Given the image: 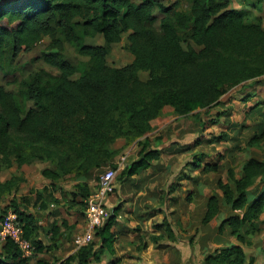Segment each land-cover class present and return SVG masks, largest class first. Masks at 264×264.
Returning a JSON list of instances; mask_svg holds the SVG:
<instances>
[{"label":"trees","instance_id":"16d2710c","mask_svg":"<svg viewBox=\"0 0 264 264\" xmlns=\"http://www.w3.org/2000/svg\"><path fill=\"white\" fill-rule=\"evenodd\" d=\"M262 1L248 3L257 6ZM232 3L233 0H0V72L46 36L51 38L49 47L53 49L43 53V58L59 69V73L36 71L17 91L0 85V173L4 167H21L32 159L50 160L55 168L42 171L52 184L48 196L56 193L54 184L62 175L73 172L79 180L65 210L80 205L85 213L86 200L93 193L89 178L94 168L117 167L113 158L118 151L112 145L118 138L136 141L139 146L137 156L130 158L117 174V179L123 181L160 158L163 147L156 145L148 133L166 106L172 107L175 114L201 119L221 105L223 95L236 86L247 82L264 85V17H252L250 11L233 7ZM158 13L162 16L160 28L156 29ZM97 34L103 35V43L86 42L87 37ZM125 34L134 57L123 66H111L107 61L110 48ZM65 42L88 59L78 63L67 59ZM140 71H147L148 78L143 79ZM254 94L249 90L244 98ZM263 104L260 99L248 108L244 120H252L255 130L245 146L237 143L231 151L264 144ZM218 112L211 117V123H219L222 116L229 117L232 107ZM227 124L236 127L229 120ZM239 126L248 127L245 122ZM229 138L226 131L215 137ZM218 155L220 159L225 153ZM205 158V153L194 152L186 165L190 170L218 172L219 162ZM227 174V180L216 178V189L206 199L202 223L207 225L219 218L216 232L219 236L228 233L236 241L206 252L202 264H257V257L248 255L244 244L250 243L249 236L261 228L264 158L249 156L240 171L230 166ZM16 185L13 179H0L2 191L16 189ZM174 189L173 183L167 186L161 201ZM194 195L193 189L186 199L193 201ZM44 199L39 192L37 202L41 201L42 207L47 204ZM119 208L110 210L103 224L95 229L98 242L80 247L58 264L100 262L107 242L115 236L111 227ZM13 211L19 216L24 235L35 245V254L58 248L57 242L47 244L39 237L40 225L34 212L18 206ZM63 223L67 229L66 220ZM163 225L164 233L176 240L167 215L155 226ZM76 226L77 223L69 224L68 228L74 230ZM50 231L54 237L58 235V221ZM151 238L158 242L159 235L152 234ZM57 260L39 259L37 264H55ZM29 262L30 257L23 256L14 240L0 241V264Z\"/></svg>","mask_w":264,"mask_h":264},{"label":"rangeland","instance_id":"374dc122","mask_svg":"<svg viewBox=\"0 0 264 264\" xmlns=\"http://www.w3.org/2000/svg\"><path fill=\"white\" fill-rule=\"evenodd\" d=\"M250 1L251 0H233L232 6L250 11L249 14L252 17L256 15L264 17V1H262L261 4H257V6L250 5ZM161 16L162 14L158 13L157 20L154 22V27L156 29L160 28ZM50 42L51 38L46 36L32 50L22 51L18 56H16V58H14V60H12L7 67L0 72V85H3L9 90L17 91V89H19L24 82L30 80L36 71L44 69L52 73H59V69L57 67L48 63L43 58V53L53 49L49 47ZM86 42L101 44L104 42V38L102 34H97L94 37H87ZM64 56L73 63L86 61L88 59V56L80 54L74 46L68 42L64 43ZM133 57V54L128 49V38L125 34L120 42L112 44L107 55V61L111 66H123L131 62ZM140 76L143 79H146L148 78L149 73L147 71H140ZM246 84L247 85L244 86H236L223 95V103L212 108L209 114H203L201 119L192 115L177 118V120H180L178 124V126L181 127L180 134H185L183 136H186L184 139H187V141H191L189 143H192L194 142V138L197 134L198 136L201 135V132L197 134L193 132L194 122H197L199 125V122L202 121L203 124H201L204 126L202 134L205 136L210 133H219L222 129H226V127H222L219 123H211L210 120L211 117L217 116L219 113L218 111H223L232 105L234 110L230 119L239 121L243 120L245 117L244 106L246 105L248 107L253 104L258 97L264 99L263 85H255L253 83L249 84V82ZM253 89L258 91L259 96L253 97L245 104V101H243L242 98H244L247 91H253ZM175 115L176 114L174 113L173 108L166 106L163 109L162 114L159 116L161 118L157 117L153 120L154 128L148 134L149 136H152L151 139L156 145H161L163 142H168L169 140L178 137L173 123L164 124L167 119H170ZM220 121H224V117H221ZM190 129L192 132H190ZM158 133L161 134L158 135ZM223 144L225 143L216 145L214 151L223 150ZM112 147L118 151V154L113 158V162L116 160L118 161L125 154L128 155V161L130 158L137 156V151L139 149L136 141L127 142L125 138H118ZM206 149L209 151L212 150L209 147ZM251 153L264 158V144H262V146L252 148ZM192 154L193 153H188V155L186 154V158L190 160ZM247 156L248 153L245 151L239 153L238 164L235 166L237 170L240 168L241 163L247 158ZM50 167L55 168L52 161L40 160L37 158L32 159L30 162L21 167H18L16 164L10 167H4L0 173L1 181L13 179L17 185L16 189L11 191H2L0 189V214L4 215L7 211L13 210L16 206L34 212L38 222L40 223L42 221L45 223L44 225H41V232H43L42 240L46 243L57 242L59 246L61 245L60 250H57L58 254L54 256L55 258L64 256L68 250V248H65L67 244L63 246V242L61 243V238H65L66 236L70 237L71 235V239H74L76 234L83 230L86 222V215L84 212H81L82 208L80 205L68 210V212L65 210L66 205L69 203L70 192L74 189L75 182L79 180L73 172L62 175V177H60V179L54 184L56 186V190H54V192L56 193L52 196H48L49 187L52 184L51 180L44 176L42 171L43 169ZM107 167L112 166L106 165L101 168H94L91 177L89 178V183L93 189V193L99 188L100 176ZM193 173L197 174L200 172L199 170H195ZM219 176L227 180V174L223 170L219 173L211 172L207 175H202L204 185H202L201 188L204 189V192L202 195H199V190L196 189L193 201H188L186 199V192L187 189L194 187V183L192 180H185L184 185H178V189L175 192L171 195L170 193L167 194L165 201H160L161 203L158 204V207L153 208L152 211L156 216V218H153L154 220L148 222L146 226H133V233H138H135L136 237L138 238L139 235L146 237L145 239L147 244H143V241L145 240L143 238L142 240L141 238L139 239L141 242L138 244V248H133V246L127 242L122 244V248L125 249L124 252L129 253L130 255L128 256L127 261H133L128 262L127 264H202L204 254L206 252L225 243L236 241V238L228 233L219 236L216 232V228L220 222L219 218L213 219L207 225L202 223V216L205 210L207 196L212 191H215V180ZM174 179L177 180L178 178L172 175L171 181L174 182ZM116 183V185H118V179ZM167 186H165V189ZM117 187L118 186L115 187L114 191H116ZM39 192L43 193V196H45L44 200L47 203L43 207L40 206L41 201L37 202ZM107 208H109L108 205ZM75 215L77 218H80V222H82L81 226H79L78 229H76L77 227L74 230L69 229V224H74L77 220L75 219ZM166 215L169 217L170 223L174 228L176 240L167 236L168 232L164 233V225L161 227L162 229L155 226L157 223H161L162 218ZM222 216L223 215H220V217ZM64 220L67 222L66 225L68 224L67 229L64 225L65 223H63ZM56 221H58V224L60 225V232L56 237H54L55 235L50 230L51 226ZM259 223L261 226L260 230L256 234L249 236L250 243L244 244V247L248 255H254L257 257V264H263L264 213L262 214L261 222ZM47 227H49L48 231ZM151 234L159 235L158 242L151 238ZM162 234L164 235V238H161ZM97 239L98 238H96L94 234L93 241ZM98 241L99 239L97 242ZM107 247H112V241L107 242ZM36 255L37 254L34 253L32 257ZM93 262L97 263L99 261ZM97 264L104 263L99 262Z\"/></svg>","mask_w":264,"mask_h":264},{"label":"crops","instance_id":"0c3cea01","mask_svg":"<svg viewBox=\"0 0 264 264\" xmlns=\"http://www.w3.org/2000/svg\"><path fill=\"white\" fill-rule=\"evenodd\" d=\"M258 85H261V84H258ZM248 92L249 91H247V93ZM253 92H255V94L251 95L250 99L246 100L245 98H242L243 101H245L244 102L245 104L249 100H251L253 97L259 96V93L257 90L255 91V89H253ZM260 99L261 98L258 97L255 100V102ZM251 105H249L248 107L246 105L244 106L245 113ZM231 107H232V114L229 117L222 116L224 117V121L219 122V124L222 127H226V129H222L219 133H210L209 135L205 136L202 134V132L204 131V126L201 123H199L198 125L197 122H194L193 132L195 134L201 132V135H199L200 136L199 137L197 134L194 138V142L192 143H189L191 141H187V139L186 140L184 139L186 136H183V135L185 134H180L181 127L178 126L180 120H177V118H183L184 115L176 114L175 116H173L170 119H167L164 122V124L173 123V126H175L174 129L175 131H177L178 137L175 139H171L168 142H163L161 144V146L163 147L162 154L160 158L154 161V163L149 168L143 169L139 173H136L123 181L118 180L119 183L118 185H116L118 186L116 188V191L108 194L105 199V205L106 207L108 205L109 211L115 209V207H120V208L117 211L116 221L111 227V231L115 234V236L113 237V240H111L112 247L110 248V247H107L106 245V248L103 252L102 260L100 261L101 263L103 262L104 264H127L128 262H133L132 260L127 261L128 256L130 255L129 253L124 252L125 249L122 248V244H125L127 242L131 246H133V248H136V247L138 248L139 247L138 244H140L141 242L139 239L141 238L142 240V238L143 239L146 238V237H143L142 235H139V237L137 238L135 235V233L137 232L133 233V228H134L133 226L135 225L146 226L148 222L154 220L153 219L154 217L156 218L152 210L153 208H157L158 204L162 202L161 195L165 191V186L167 185L169 186L173 183L175 185V189L173 190V192H175L178 189L177 187L178 185L182 186L185 184V180H188V181L192 180V182L194 183V187L187 189L186 197L188 193L193 189L194 190L198 189L199 195L203 194L204 189L201 188V186L204 185V180H202V175H207L209 173H204L200 168H198L196 170H199L200 173L194 174L193 172L195 170H190L191 167L186 165L187 161L189 160L186 158L187 157L186 154L188 155V153L202 152L206 154L205 161H209V162L218 161L220 164V168L218 172H214V173H219L220 171L223 170L227 174L228 168L230 166H236L238 164L239 153L244 152V151L243 150L231 151L230 149L233 148L235 144L237 143H240V145L245 146L247 143L248 137L254 132L255 129H254V125L252 124L253 121L250 119H247V120L243 119L240 121L230 119L231 116L233 115V110H234L233 105ZM158 118H161V117H158ZM228 120L232 123H235L236 127L229 126V124H227ZM242 122H245L246 125H248V127H243V129H240L239 125ZM153 125H154V122H153ZM222 131L228 132L230 138L227 140L215 139V137L218 136ZM190 132H192L191 129H190ZM160 134L161 133H158V135ZM150 137L152 138L151 135ZM220 143H225L222 145L223 150L214 151L216 145ZM207 147H209L212 150L210 151L207 150L206 149ZM251 150L252 149L245 150V152L248 153L247 158L249 156L255 155L251 153ZM219 153H225V156L219 159V155H218ZM243 162L241 163L238 171H240ZM186 173L191 174L192 177L186 176ZM172 175L178 178L177 180L174 179V182L171 181ZM227 179H228V174H227ZM116 181H117V178H116ZM215 185H216V182H215ZM173 192H171L170 195ZM164 217L162 218V221ZM75 219H77L75 223H77L76 229H78L79 226H81L82 222H80V218H77L76 215H75ZM85 221L86 222H85V225L82 231H84L87 226V220ZM40 223H39L40 225L39 237L42 238L43 232H41V225H44L45 223L42 221ZM48 228L49 227H47V231H48ZM71 237H72L71 235L70 237L69 236H66L65 238L62 237L60 240L61 243L63 242V246L67 244L65 248L66 249L68 248V250L64 256L54 258V256L58 254L57 250H60L61 248V245H60L58 246V248L39 252L34 257L30 256L29 264H37V260L39 259H47L51 261L58 259L55 264H58L59 262L63 261L69 255H71L77 249H79L75 245V242H74L75 238L71 239ZM144 243H146V239L143 241V244ZM73 262L78 264L77 261H73ZM97 263L93 261L91 262V264H97ZM176 264H179V263H176Z\"/></svg>","mask_w":264,"mask_h":264},{"label":"built area","instance_id":"2783aa9c","mask_svg":"<svg viewBox=\"0 0 264 264\" xmlns=\"http://www.w3.org/2000/svg\"><path fill=\"white\" fill-rule=\"evenodd\" d=\"M127 159L128 155L125 154L117 161V167H107L100 176L99 188L87 198L85 210L87 226L75 236L74 242L77 248L93 241L95 229L109 216L105 199L108 194L114 192L117 174L127 164ZM7 238L17 243L23 256L30 257L35 253V245L24 235L19 216L13 210H9L0 218V241H5Z\"/></svg>","mask_w":264,"mask_h":264}]
</instances>
